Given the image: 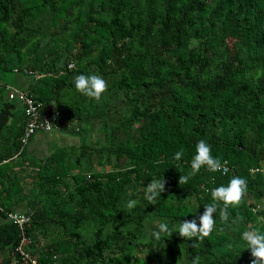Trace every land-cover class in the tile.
Wrapping results in <instances>:
<instances>
[{
    "label": "trees",
    "instance_id": "1",
    "mask_svg": "<svg viewBox=\"0 0 264 264\" xmlns=\"http://www.w3.org/2000/svg\"><path fill=\"white\" fill-rule=\"evenodd\" d=\"M79 74L107 81L100 102L75 90ZM13 88L59 112L28 140L49 144L38 156L20 143ZM200 139L227 170L179 185ZM234 176L246 195L203 241L152 236ZM162 177L149 204L144 186ZM247 230L264 232V0H0V264H250Z\"/></svg>",
    "mask_w": 264,
    "mask_h": 264
},
{
    "label": "clouds",
    "instance_id": "2",
    "mask_svg": "<svg viewBox=\"0 0 264 264\" xmlns=\"http://www.w3.org/2000/svg\"><path fill=\"white\" fill-rule=\"evenodd\" d=\"M72 84L77 92L100 102L102 95L108 90L107 81L98 74H79L73 77ZM195 153L191 159V171L186 175H180L178 179L179 185H187L190 177L194 176L200 169L206 168L208 171L217 172L223 167L221 160L212 155L211 146L203 139L195 144ZM184 156L183 149L174 153V159L179 161ZM166 181L161 179H151L144 186L143 196L149 204L155 205L159 200L161 193L165 191ZM247 180L242 177L234 176L227 183L211 190L212 203L204 205V211L197 218L192 220L180 221L175 231L168 227L167 222H160L156 225V231L152 232V236L159 240L161 234L171 236L173 232H177L184 240L203 241L208 237L215 228L214 214L219 209L221 221H227L229 218V207L239 206L247 192ZM137 201L132 199L127 201L125 211L131 212L136 207ZM222 205V206H221ZM196 212V211H195ZM197 219L199 223H197ZM241 239L245 242L252 257L250 264H264V232L259 230H247L241 233ZM191 264H200L199 255L193 256Z\"/></svg>",
    "mask_w": 264,
    "mask_h": 264
},
{
    "label": "built area",
    "instance_id": "3",
    "mask_svg": "<svg viewBox=\"0 0 264 264\" xmlns=\"http://www.w3.org/2000/svg\"><path fill=\"white\" fill-rule=\"evenodd\" d=\"M9 98H17L18 100L22 101L25 106V114L28 117L27 122L23 128L22 136L20 137V143L26 144L34 131H50L53 129L54 126L58 124H62L59 121V112L58 110H54L53 112L49 111L48 109H44L40 102L34 100L30 94L26 92L19 91L15 88L11 89L9 94ZM227 170V166L223 165L221 172H225ZM257 168H251L250 172L257 171ZM263 170V168H262ZM8 217L11 219L12 223L17 224L21 227L23 224L28 222V216L24 214H16V213H9ZM26 240L21 238V243H24ZM32 263H35L33 260Z\"/></svg>",
    "mask_w": 264,
    "mask_h": 264
},
{
    "label": "rangeland",
    "instance_id": "4",
    "mask_svg": "<svg viewBox=\"0 0 264 264\" xmlns=\"http://www.w3.org/2000/svg\"><path fill=\"white\" fill-rule=\"evenodd\" d=\"M16 108H19V106L17 105ZM18 112V111H17ZM66 139H61V138H52V136H48L50 138V141L52 142H59V143H62V142H69V143H75L77 141V138L73 135H63ZM61 137V136H60ZM62 137V138H64ZM63 140V141H61ZM29 148V151L32 153V155H35V156H38L39 153H38V147H32V145H30V142H29V145L27 146V149ZM102 168V167H99V169Z\"/></svg>",
    "mask_w": 264,
    "mask_h": 264
},
{
    "label": "crops",
    "instance_id": "5",
    "mask_svg": "<svg viewBox=\"0 0 264 264\" xmlns=\"http://www.w3.org/2000/svg\"><path fill=\"white\" fill-rule=\"evenodd\" d=\"M55 135H57V138H61V139H66L63 135H67V134H64L62 132H57L55 131ZM51 136V135H49ZM61 136V137H60ZM41 135L40 134H36L34 136L31 137V140H30V145H32V147H38V149H42L43 147H47L49 146L48 143H45L43 142L41 139H40ZM64 137V138H62ZM29 143V142H28ZM40 155V154H39Z\"/></svg>",
    "mask_w": 264,
    "mask_h": 264
}]
</instances>
